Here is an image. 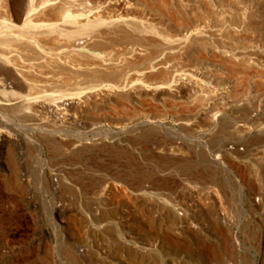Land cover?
<instances>
[{
  "label": "rangeland",
  "instance_id": "374dc122",
  "mask_svg": "<svg viewBox=\"0 0 264 264\" xmlns=\"http://www.w3.org/2000/svg\"><path fill=\"white\" fill-rule=\"evenodd\" d=\"M128 2L109 12L128 22L74 37L92 44L82 61L96 51L104 64L59 88H136L169 83L170 73L194 85L181 97L130 88L92 97L75 118L42 115L40 126L18 107L0 110V126L18 138L0 143V264H217L221 254L224 264H264V0ZM155 62L162 66L150 69ZM50 67L53 78L67 74ZM112 184L137 198L110 195ZM138 208L161 231L159 245L129 238ZM173 211L192 226L170 222ZM71 216L83 222L77 243ZM167 229L191 249L173 251Z\"/></svg>",
  "mask_w": 264,
  "mask_h": 264
},
{
  "label": "bare ground",
  "instance_id": "6f19581e",
  "mask_svg": "<svg viewBox=\"0 0 264 264\" xmlns=\"http://www.w3.org/2000/svg\"><path fill=\"white\" fill-rule=\"evenodd\" d=\"M156 2L165 6L164 0H156ZM129 3L128 0H114L113 2L105 3V5L99 4L100 6H98L96 2L88 4L85 0H0V22L5 29L4 32H0V110L18 107L25 116L27 115L34 123L36 122V126H40L47 121L41 117L42 115L62 121L63 123L75 118L74 112L86 105V102L90 98L96 99L98 96L124 91L127 88L133 91V95L139 96L147 94L155 96L168 93L169 91H174L177 97L185 95L184 89L188 86L192 88L194 85L192 79L187 77V75L182 76L181 74L172 73H167L172 78L169 83L155 84L153 82V84H144L136 88L132 87L135 86L133 84H101L87 90L84 89L85 91L79 90L80 92H77L72 90L71 92L68 91L69 93H63V90L59 88L61 83L63 85L69 77L78 76V73L88 69L95 70L104 64L101 60L105 58V54L96 53V51L95 54L91 52L92 61H82L80 58L85 56V54L88 56L89 51L92 50V44H90L87 38L81 42L74 39V37L82 31H92L94 26L96 27L98 24L112 25L117 21L124 22L126 15L125 17L121 16L120 13L122 12L120 11H125ZM112 6L120 10V13L118 12L119 16L113 17L109 13H112L110 10ZM161 9L163 10V8ZM103 45L105 44L103 43ZM93 47L95 48L96 46ZM104 47L100 45L98 50L104 49ZM97 60L101 62L97 64ZM160 63L162 62H155L151 65L150 69H159L162 66ZM49 66H51L50 70L53 68L61 72L65 71L67 76L64 75V78H53L51 75H47L46 71L49 70ZM215 115L213 114V116ZM120 127H124V124ZM2 142H7L9 145L17 144L18 138L9 132V128L0 126V143ZM174 149L173 147L166 150L174 151ZM237 150L235 146L233 152L237 153ZM15 180L14 176H11L9 185L14 187ZM108 189L110 195L121 193V198L126 202L137 198L127 187L117 189L112 184ZM131 220L134 221V225L130 224L133 229L129 233V235L131 234L129 238L133 237V240H140L143 238V235H147L149 241H151L147 244L151 246L159 245L157 238H161L162 233L151 224L152 221L148 218L146 210L138 208L137 213L131 216ZM169 221L173 224L175 223V225L183 223L186 227L192 226L190 220L186 217L180 218L175 211L169 215ZM82 223L76 216H71L67 221L72 242L77 243L81 240L84 232ZM168 229L164 232L165 238L173 237L169 243L173 251L191 249L186 235L182 232L175 234L171 230V232L168 231ZM186 233L188 234V231ZM201 249L203 248L199 250L204 251V249ZM210 251L215 256L218 254L216 250L211 249ZM221 255L215 259L217 264H224L222 263L224 255L222 257ZM130 264L147 263L145 260L137 261L134 259L131 260Z\"/></svg>",
  "mask_w": 264,
  "mask_h": 264
}]
</instances>
